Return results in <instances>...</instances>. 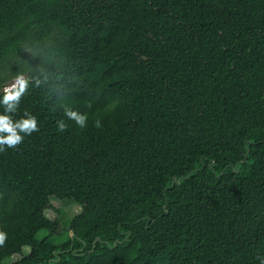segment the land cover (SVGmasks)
I'll return each mask as SVG.
<instances>
[{
    "label": "trees",
    "instance_id": "obj_1",
    "mask_svg": "<svg viewBox=\"0 0 264 264\" xmlns=\"http://www.w3.org/2000/svg\"><path fill=\"white\" fill-rule=\"evenodd\" d=\"M22 77L0 264H260L264 0H0V98Z\"/></svg>",
    "mask_w": 264,
    "mask_h": 264
},
{
    "label": "clouds",
    "instance_id": "obj_2",
    "mask_svg": "<svg viewBox=\"0 0 264 264\" xmlns=\"http://www.w3.org/2000/svg\"><path fill=\"white\" fill-rule=\"evenodd\" d=\"M25 87L26 82L18 80L17 83L11 87H6L4 89V95L0 98V104L7 106L4 112H0V151H4L5 147L14 148L22 142L24 136L38 130L35 117L27 116L19 120H13L8 114L15 109V106L23 94ZM65 114L69 119L74 120L77 126L81 128L86 126V115L75 110H66ZM97 126H99V121H97ZM64 129L65 124L60 122L59 130L63 131ZM4 239V234L0 233V244L4 242ZM258 259L260 264H264V258L258 257Z\"/></svg>",
    "mask_w": 264,
    "mask_h": 264
},
{
    "label": "rangeland",
    "instance_id": "obj_3",
    "mask_svg": "<svg viewBox=\"0 0 264 264\" xmlns=\"http://www.w3.org/2000/svg\"><path fill=\"white\" fill-rule=\"evenodd\" d=\"M22 79L23 77L18 80H22ZM18 80L14 81L15 84L17 83ZM51 202H52L53 207L46 210V216L52 220L59 217L61 219V225H60L61 230L64 231L66 234H68L69 227L66 223L70 221L71 219H73L78 214H80L82 211V207L79 204L66 203L56 197H52ZM57 210H60V212L58 213ZM30 251H31V248L29 246H25L23 248L22 254H17L13 256L11 259L7 261V263H11L13 261L19 260L21 257L28 255Z\"/></svg>",
    "mask_w": 264,
    "mask_h": 264
}]
</instances>
